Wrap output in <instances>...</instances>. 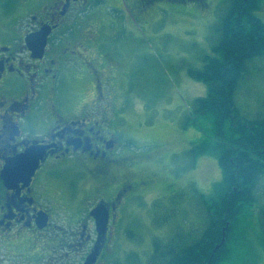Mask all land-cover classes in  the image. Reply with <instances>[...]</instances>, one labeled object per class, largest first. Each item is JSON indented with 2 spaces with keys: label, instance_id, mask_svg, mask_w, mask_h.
<instances>
[{
  "label": "flooded vegetation",
  "instance_id": "1",
  "mask_svg": "<svg viewBox=\"0 0 264 264\" xmlns=\"http://www.w3.org/2000/svg\"><path fill=\"white\" fill-rule=\"evenodd\" d=\"M15 5L0 0V264H86L94 251L93 264L118 255L125 264L119 251L127 234L139 239L126 217L139 199L146 202L144 191L162 180L151 201L163 207L183 186L163 179L157 162L154 170L140 167L150 154L124 147L129 130L113 72L119 62L102 50L98 34L81 27L88 0H40L28 13ZM42 27L40 50L29 37ZM32 147L43 155L27 176L16 159ZM94 211L106 213L103 231ZM151 252L150 238L146 256Z\"/></svg>",
  "mask_w": 264,
  "mask_h": 264
},
{
  "label": "rangeland",
  "instance_id": "2",
  "mask_svg": "<svg viewBox=\"0 0 264 264\" xmlns=\"http://www.w3.org/2000/svg\"><path fill=\"white\" fill-rule=\"evenodd\" d=\"M38 1L15 0L14 10L34 11ZM116 1L120 0H88L81 27L98 34L104 42L102 50L119 62L113 72L118 74L115 94L122 107L119 111L124 113L120 119L129 130L124 147L150 154L140 167L154 170L157 162L163 169L155 171L163 179L171 181L175 188L183 186L177 196H171V203L163 205L164 212L161 205L151 201L164 187L162 180L158 181L144 191L146 202L139 199L135 211L126 217V227L133 226L134 236L139 239L133 240V234L128 233L131 240H124V253L119 254L124 256L125 264H132L134 253L145 261L150 238L155 235L169 237L178 225L184 230L200 227L203 216L198 198L201 193L211 195L221 179L215 154H203L193 168L187 167L185 151L204 133L191 126L184 128L182 120L192 99L206 92V85L190 78L187 69L202 67L203 56L211 52L216 40L211 27L229 0H205L204 5L191 0H154L138 8L130 3L118 5ZM256 14L264 20V0ZM235 103L249 118L264 113V57L250 62L236 89ZM164 152L162 161L154 159ZM260 192L258 207H264V188ZM155 205L158 210L150 208ZM253 206L241 222L244 237L237 243L229 264H264L259 217ZM125 251L130 256L127 260ZM117 257L111 264H123Z\"/></svg>",
  "mask_w": 264,
  "mask_h": 264
},
{
  "label": "trees",
  "instance_id": "3",
  "mask_svg": "<svg viewBox=\"0 0 264 264\" xmlns=\"http://www.w3.org/2000/svg\"><path fill=\"white\" fill-rule=\"evenodd\" d=\"M191 1L205 4V0ZM260 1L229 0L211 27L216 40L203 56L202 67L187 69L190 78L206 85L205 94L192 99L182 120L184 128L204 133L185 151L187 167L193 168L203 154H215L221 170L213 193L198 198L202 224L176 229L168 238L155 236L146 262L132 259L134 263L229 264L244 237L241 222L256 201L253 207L264 248V207H258L264 188V113L249 118L235 103L236 89L250 62L264 57V20L256 14Z\"/></svg>",
  "mask_w": 264,
  "mask_h": 264
},
{
  "label": "water",
  "instance_id": "4",
  "mask_svg": "<svg viewBox=\"0 0 264 264\" xmlns=\"http://www.w3.org/2000/svg\"><path fill=\"white\" fill-rule=\"evenodd\" d=\"M46 34H47V30H45V27H42L38 32H36V34L32 35L29 37V39H31L32 37L35 36V38L37 37L39 41L38 44V48L41 50L44 42H45V38H46ZM36 147H32L31 150L25 151L22 154H19L15 159L18 162V165H23V168H21L20 170H25L27 171V176H30V174H32L35 170V168L38 165L39 159L42 158L43 155V150L42 149H38ZM16 165V164H15ZM24 165H27L28 168H26ZM19 170V171H20ZM93 214L95 215L96 221H97V225L99 228H101L100 230L103 231L105 225H106V213L103 212L101 215L98 214L96 211L93 212ZM224 239L221 240L220 243L223 242ZM219 245V244H218ZM216 245V247L218 246ZM215 247V248H216ZM95 252H92L86 259V264H92L95 261Z\"/></svg>",
  "mask_w": 264,
  "mask_h": 264
}]
</instances>
